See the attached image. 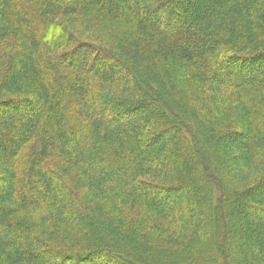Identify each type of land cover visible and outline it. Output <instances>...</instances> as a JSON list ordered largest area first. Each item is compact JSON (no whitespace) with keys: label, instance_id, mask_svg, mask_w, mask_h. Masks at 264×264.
I'll use <instances>...</instances> for the list:
<instances>
[{"label":"trees","instance_id":"16d2710c","mask_svg":"<svg viewBox=\"0 0 264 264\" xmlns=\"http://www.w3.org/2000/svg\"><path fill=\"white\" fill-rule=\"evenodd\" d=\"M201 2L0 0V264H264V0Z\"/></svg>","mask_w":264,"mask_h":264},{"label":"rangeland","instance_id":"374dc122","mask_svg":"<svg viewBox=\"0 0 264 264\" xmlns=\"http://www.w3.org/2000/svg\"><path fill=\"white\" fill-rule=\"evenodd\" d=\"M205 1H206V0H202V2H201V3H202V7H203V4L205 3ZM200 8H201V7H200ZM199 10H200V9H199ZM199 10H198V11H199ZM192 12H193V13H196V11H195L194 9L191 10V13H192ZM263 70H264V68L259 69V70H254L253 72L250 71V73L247 71V72L249 73V74L247 73V74H248L247 76H253V75L256 76L259 72H260V73H261V72L263 73V72H264ZM237 73L240 74V76H244L242 71H241V72L237 71ZM251 74H253V75H251ZM260 75H261V74H260ZM236 78H237V77H236ZM34 111H36V109H35ZM19 113H20V112L17 113V116L20 115ZM22 114L25 115V113H22ZM5 119H6L7 121H9V120H11V117H9V116L6 117V116H5ZM0 120H1V119H0ZM235 128H237V129H239V130L242 129V128H239V127H235ZM0 141H1V140H0ZM216 170H217V169H216ZM3 188H4V185L1 184V185H0V193H1V191H3ZM169 242H170V241H165V244H170ZM228 259L231 260V261H235V255H234V254L229 255V256H228ZM231 261H230V262H231ZM156 264H157V263H156Z\"/></svg>","mask_w":264,"mask_h":264}]
</instances>
